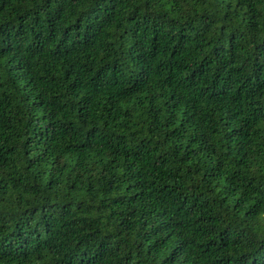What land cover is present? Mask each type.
Instances as JSON below:
<instances>
[{
  "label": "trees",
  "instance_id": "16d2710c",
  "mask_svg": "<svg viewBox=\"0 0 264 264\" xmlns=\"http://www.w3.org/2000/svg\"><path fill=\"white\" fill-rule=\"evenodd\" d=\"M0 264H264V0H0Z\"/></svg>",
  "mask_w": 264,
  "mask_h": 264
}]
</instances>
